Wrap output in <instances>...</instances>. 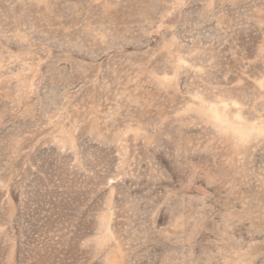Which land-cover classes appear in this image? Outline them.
Returning a JSON list of instances; mask_svg holds the SVG:
<instances>
[{
	"label": "rangeland",
	"instance_id": "1",
	"mask_svg": "<svg viewBox=\"0 0 264 264\" xmlns=\"http://www.w3.org/2000/svg\"><path fill=\"white\" fill-rule=\"evenodd\" d=\"M0 264H264V0H0Z\"/></svg>",
	"mask_w": 264,
	"mask_h": 264
}]
</instances>
